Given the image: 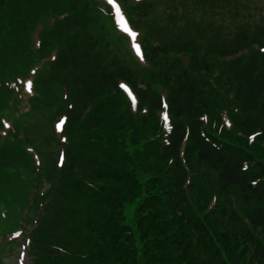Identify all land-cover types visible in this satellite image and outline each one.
Segmentation results:
<instances>
[{"label":"trees","instance_id":"1","mask_svg":"<svg viewBox=\"0 0 264 264\" xmlns=\"http://www.w3.org/2000/svg\"><path fill=\"white\" fill-rule=\"evenodd\" d=\"M152 10L127 8L137 63L89 1L0 0V237L27 222L34 264H264V23L203 44Z\"/></svg>","mask_w":264,"mask_h":264},{"label":"rangeland","instance_id":"2","mask_svg":"<svg viewBox=\"0 0 264 264\" xmlns=\"http://www.w3.org/2000/svg\"><path fill=\"white\" fill-rule=\"evenodd\" d=\"M233 1V0H231ZM243 5L240 8L237 5L231 7L219 6L214 10L212 0H206L198 13L197 0H178V6L175 5L178 11V27L185 36L194 38L202 43H206L208 39L217 31V28H222L223 35L229 36L237 25H247L246 22L255 25L261 22L264 15V0H239ZM165 0L159 2V6L164 8ZM235 13H233V11ZM184 11V12H183ZM216 11V12H215ZM216 26V29H215ZM47 127V125H45ZM129 220L132 219V211H127ZM23 262L17 259L16 253H11L9 256H4L2 264H32L31 259L24 252Z\"/></svg>","mask_w":264,"mask_h":264},{"label":"snow or ice","instance_id":"3","mask_svg":"<svg viewBox=\"0 0 264 264\" xmlns=\"http://www.w3.org/2000/svg\"><path fill=\"white\" fill-rule=\"evenodd\" d=\"M108 2L111 3L112 0H108ZM117 14H119V9H117ZM125 31L128 32V35H129L130 37H133V38H134V37L136 36V33H134V32H132V31L128 30L127 28H125ZM132 46H133L134 50L137 52V54H139V52H140L139 46H138L137 44H135L134 42H133V45H132ZM262 51H264V49H262ZM120 87L125 88L124 85H120ZM125 91H127V88H125ZM162 118L164 119L165 124H166V123H167V117H166V115L163 116Z\"/></svg>","mask_w":264,"mask_h":264}]
</instances>
